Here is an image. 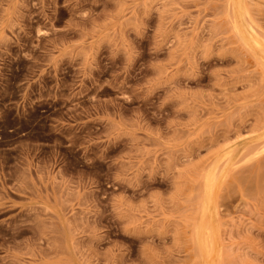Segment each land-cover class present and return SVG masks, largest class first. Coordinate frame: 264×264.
I'll list each match as a JSON object with an SVG mask.
<instances>
[{
	"label": "rangeland",
	"instance_id": "374dc122",
	"mask_svg": "<svg viewBox=\"0 0 264 264\" xmlns=\"http://www.w3.org/2000/svg\"><path fill=\"white\" fill-rule=\"evenodd\" d=\"M0 264H264V0H0Z\"/></svg>",
	"mask_w": 264,
	"mask_h": 264
}]
</instances>
